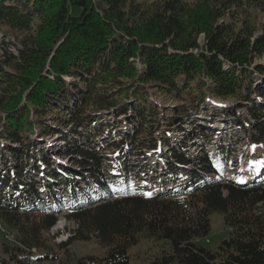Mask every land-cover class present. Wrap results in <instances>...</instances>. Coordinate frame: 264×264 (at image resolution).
I'll use <instances>...</instances> for the list:
<instances>
[{
    "label": "trees",
    "instance_id": "obj_1",
    "mask_svg": "<svg viewBox=\"0 0 264 264\" xmlns=\"http://www.w3.org/2000/svg\"><path fill=\"white\" fill-rule=\"evenodd\" d=\"M244 4L264 9V0L195 6L184 0H0V35L23 38L17 55L0 50V149H9V155L0 154V224L12 236L0 242V264L58 263L60 253L49 250L47 236L62 217L76 225L73 236L57 245L63 254L70 255L73 241L92 238L107 249L105 256L82 257L79 264H131L129 250L141 238L170 244L149 264H264V106L257 102L264 101V66H253L264 56V23L257 37L249 27L236 31L219 23ZM199 35L205 36L203 48ZM149 88L181 102L169 110L174 122L199 115L209 98L249 102L254 121L252 131L241 126L249 135L244 163L257 175L229 179L228 164L240 163L223 146L190 159L163 137L170 156L148 185L146 178L137 187L132 172L119 178L121 185L111 184L112 170L103 167L106 151L124 141L142 150L155 147L148 135L162 112L150 101ZM50 114L53 125L43 123ZM106 116L111 118L103 123ZM123 118L133 128L119 132L120 139L108 138L105 152L71 149V137L90 128L96 130L93 139L103 137ZM57 134L66 155L91 168L89 177L68 185L63 181L74 180L50 183L59 176L51 170L27 173L35 160L30 151H42L30 137ZM214 212L224 215L231 237L211 251L200 239L209 235Z\"/></svg>",
    "mask_w": 264,
    "mask_h": 264
},
{
    "label": "rangeland",
    "instance_id": "obj_2",
    "mask_svg": "<svg viewBox=\"0 0 264 264\" xmlns=\"http://www.w3.org/2000/svg\"><path fill=\"white\" fill-rule=\"evenodd\" d=\"M148 3H151L152 0H147ZM188 5L195 6L198 3H201L205 0H184ZM217 5H220L221 0H214ZM245 21V22H244ZM224 22L229 23L231 26H234L236 31L244 27H249V32L254 33L255 37L259 36L262 33V24L264 23V9L260 6L244 4L243 8H234L233 11L227 15L225 20H220L219 23ZM244 23V24H243ZM7 37L0 35V50L1 55L12 53L17 55L18 49L21 48L22 35L19 33L8 32ZM197 43L200 47L203 48L205 45V36L199 35L197 37ZM197 53V50L194 51ZM263 65L264 66V56L260 58H255L253 61V66ZM5 71L9 69L4 67ZM252 70V68H251ZM261 81L259 85H264V77H260ZM258 85V84H256ZM150 95V101H155L160 107L162 112L161 117L158 122H155L153 129L151 130V135H148V139L152 142L149 144H154V148L147 150L140 149V146H132L130 142L124 141V144H120L119 148L115 151H106L104 154L103 167L105 169L112 170V174H108V179L111 184L121 185L122 181L119 178L125 177L132 172L131 181L135 182L137 187H141V181L148 179L147 185L151 182L155 172L162 168H166L167 157L170 156L169 146H165L163 143V137L165 140H169L172 147L181 149L182 153L190 159H194L196 156H199L203 153V150H209L213 153H217L219 147H224L225 151L229 153L231 161H238L240 164L237 168L233 165V162L229 163L227 166L225 177L229 179L234 178H243L250 176L247 171V166L244 163L245 157L247 156L249 149L247 146L246 138L249 137L248 133L244 131V127L248 131H252L253 118L248 116L247 107L250 104L249 102H239L236 103L233 99H217L209 98L206 99L203 104L200 106L198 112L199 115L192 114V117L188 120L186 118L178 119L174 122V117L169 111L174 106L180 105L181 102L176 100H169L157 93L155 89H148ZM152 96L154 98H152ZM257 102L264 106V101L262 99L257 100ZM188 103V102H186ZM184 105V104H183ZM55 116L53 114L47 115L46 119L43 120V123H48L53 125L52 118ZM108 118L106 116V123ZM122 120V119H121ZM249 121V122H248ZM242 123V125H238ZM174 124V126H169ZM243 126V128L241 127ZM57 129H63L61 126H55ZM179 127L183 128L186 132L185 134L179 133ZM132 124H127L125 119L121 121V124H115L108 126L103 133V137L92 138L96 130L92 128L88 131H82V135H77L71 137L69 140L72 142V148H83V147H95L96 151L104 149L105 152L106 145L105 141H111L108 138L120 139L119 136L127 131H131ZM202 128H205L204 133L208 134L209 137L206 138L207 145H204V139L202 138ZM69 128L63 130V132H69ZM86 134H89V140L85 137ZM84 135H86L84 137ZM62 134H57L53 138L41 139L37 136L30 137L31 143L35 144L37 147L41 148V152L38 150L30 151V155L33 157L35 155V160H31L26 169L27 173L33 174L36 168H39L40 171L47 172L46 170H51L58 173V177L55 180L50 179V183L60 180H71L74 181L64 182L68 185L76 184L77 182L83 179L80 175L84 177H89L90 167L81 168L77 159L83 160L82 158H77L75 156L69 157L65 153V142L62 140L59 142ZM112 140V141H113ZM188 143V146L182 147L185 143ZM186 143V144H187ZM11 144V143H10ZM119 144V143H117ZM2 145V144H1ZM16 146V144H11ZM182 145V146H181ZM209 146V147H208ZM9 149L3 148L0 149V154L9 155ZM63 153V155H62ZM45 154V156H44ZM12 157V156H11ZM50 159L49 169H45L44 160L42 158ZM117 159L120 161L118 162ZM8 166L13 165V159H8ZM244 163V164H243ZM4 161L0 160V168L4 169ZM116 171V172H114ZM73 176H72V175ZM40 177L43 175L40 173ZM44 177V176H43ZM43 185H47L46 181L39 179ZM42 185V186H43ZM8 194V197H10ZM68 201L66 202V204ZM211 222V231L206 238L200 239V243L208 248L211 251H216L221 243L225 240H228L231 237L230 228L225 224L224 215L222 213L214 212L210 215ZM0 242L7 237L12 239L11 233L8 229L0 227ZM76 229V225L70 222L68 219L62 217L57 225L50 231L49 236V245L50 251L59 254V261L55 264H79L78 260L86 256H98L102 257L106 255L107 249L97 241L92 238L88 241L75 240L72 242L69 247L70 255L66 256L58 249V244L65 242L70 236H73V230ZM54 238V239H53ZM1 249V246H0ZM164 251H170V244L168 241H156L148 238H141L140 242L137 245H134L130 248L129 253L131 256V264H149L151 260L155 257L162 255ZM44 252V251H43ZM41 253V251L36 252Z\"/></svg>",
    "mask_w": 264,
    "mask_h": 264
},
{
    "label": "snow or ice",
    "instance_id": "obj_3",
    "mask_svg": "<svg viewBox=\"0 0 264 264\" xmlns=\"http://www.w3.org/2000/svg\"><path fill=\"white\" fill-rule=\"evenodd\" d=\"M259 163H264V162H259Z\"/></svg>",
    "mask_w": 264,
    "mask_h": 264
}]
</instances>
